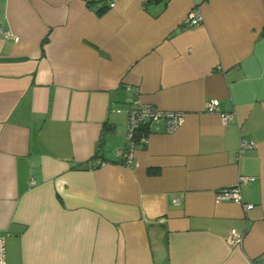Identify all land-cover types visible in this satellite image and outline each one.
<instances>
[{
	"label": "crops",
	"instance_id": "crops-1",
	"mask_svg": "<svg viewBox=\"0 0 264 264\" xmlns=\"http://www.w3.org/2000/svg\"><path fill=\"white\" fill-rule=\"evenodd\" d=\"M0 27L6 264H264V0H0ZM136 98L184 119L126 165ZM240 176L250 209L216 197Z\"/></svg>",
	"mask_w": 264,
	"mask_h": 264
},
{
	"label": "built area",
	"instance_id": "built-area-1",
	"mask_svg": "<svg viewBox=\"0 0 264 264\" xmlns=\"http://www.w3.org/2000/svg\"><path fill=\"white\" fill-rule=\"evenodd\" d=\"M113 4H111L112 6ZM202 17L196 10H191L185 17L184 22L187 26H195L201 23ZM0 31L6 35H9L7 31ZM14 39H17L14 36ZM218 101L216 99H210L206 103V110L209 112H214L217 110ZM232 118V113L221 112L220 119L223 124H226ZM184 113L179 111H162L150 104H145L141 102L138 98L134 99L132 106L128 113L127 123H126V144L124 148L117 150V155L120 156L121 161L130 165L132 161V149L137 143L146 144L147 142V128L150 122L163 121L166 126L167 131L175 130L183 121ZM255 146L253 140L241 139L239 144V152H243L246 149ZM104 160L97 161V164L104 163ZM251 179L247 176H240L236 182L231 187L221 189L217 192V199H231L232 201L241 204L245 209H250L253 205L251 203H245L242 200L240 194L239 183L241 181H247ZM30 184H34V180H30ZM174 203L178 202L177 198L173 199ZM6 233L0 231V264H6V245H5ZM230 244L236 245L241 241V236L238 234H232L228 238Z\"/></svg>",
	"mask_w": 264,
	"mask_h": 264
}]
</instances>
